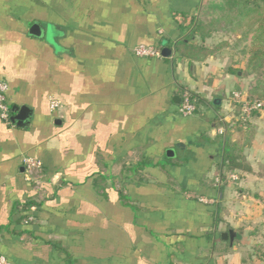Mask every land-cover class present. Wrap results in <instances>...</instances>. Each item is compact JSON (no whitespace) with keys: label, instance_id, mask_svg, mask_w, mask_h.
Here are the masks:
<instances>
[{"label":"crops","instance_id":"1","mask_svg":"<svg viewBox=\"0 0 264 264\" xmlns=\"http://www.w3.org/2000/svg\"><path fill=\"white\" fill-rule=\"evenodd\" d=\"M226 1L0 0V80L10 110L30 109L22 124L0 119V255L12 264H249L235 213L243 192L264 188V101L247 130L234 125L231 94L245 97L252 76L228 70L243 68L228 45L244 43ZM178 40L228 42L189 61ZM138 44L170 52L138 57ZM182 88L200 99L193 115L178 112ZM218 119L229 125L223 135ZM224 147L250 170H228ZM24 155L42 161L39 188L24 179ZM231 228L230 245L221 235Z\"/></svg>","mask_w":264,"mask_h":264},{"label":"trees","instance_id":"2","mask_svg":"<svg viewBox=\"0 0 264 264\" xmlns=\"http://www.w3.org/2000/svg\"><path fill=\"white\" fill-rule=\"evenodd\" d=\"M226 9L229 11L230 22L233 23V31L240 33L241 39L246 42L243 49L244 66L242 68H231V73L242 71L244 75H251L246 88V99L250 102L264 101V0H227ZM198 26L195 25L194 29ZM171 42L166 41L165 45L170 46ZM227 43L220 41L211 46L203 44L189 43L186 40H178L174 42L173 47L176 54L189 61L200 60L208 55H212L221 50ZM191 97L200 101L197 94L191 92ZM238 109L239 106L237 105ZM257 111L253 112L255 114ZM238 128H243L240 121L234 122ZM216 126H224L229 128L228 122L218 119ZM246 130L248 123H246ZM224 147L223 162H226L227 169L233 171L235 169L249 171V166L244 163L242 157L235 152H229ZM222 176V175H220Z\"/></svg>","mask_w":264,"mask_h":264},{"label":"built area","instance_id":"3","mask_svg":"<svg viewBox=\"0 0 264 264\" xmlns=\"http://www.w3.org/2000/svg\"><path fill=\"white\" fill-rule=\"evenodd\" d=\"M132 52L138 57L145 58H161L162 57V48L160 45H145L138 44L133 46ZM7 83L0 80V119L6 123H10L11 110L10 105L7 99ZM190 90L187 88L180 89V103L178 106V112L182 115L188 116L193 115L197 109V103L194 98L191 97ZM231 98L235 106H239L237 109L236 121H240L242 127L244 128L246 123H248L253 115V112L260 110L262 107V101L259 102H250L243 97L242 93L239 91H233ZM50 109L54 110L58 106L56 100L50 99ZM219 134H225V127L220 126L217 129ZM22 166H23V176L25 181H27L32 187L39 188L42 178V161L37 157L26 156L22 157ZM228 178L232 181L238 180L239 176L236 172H230ZM202 202L211 201L208 198L201 197L199 198ZM32 217L29 216L28 220H31ZM0 264H12L8 261L3 255H0Z\"/></svg>","mask_w":264,"mask_h":264},{"label":"rangeland","instance_id":"4","mask_svg":"<svg viewBox=\"0 0 264 264\" xmlns=\"http://www.w3.org/2000/svg\"><path fill=\"white\" fill-rule=\"evenodd\" d=\"M203 18L206 19L205 17ZM206 21H208V19ZM217 23L218 22L213 21L212 23H209V25L215 27ZM238 34L240 35V33ZM239 41H242L244 44H232L231 46L228 45V48L229 50L240 51L242 53L244 66L243 49L246 46V42L241 39V36ZM240 197L241 204L235 214L240 219V229L242 231L243 229H246V232L248 233V253H246L248 263L264 264V188L260 190L250 191V193L245 191L240 195ZM239 248L242 249V246H240ZM244 249H247L246 246H244Z\"/></svg>","mask_w":264,"mask_h":264},{"label":"water","instance_id":"5","mask_svg":"<svg viewBox=\"0 0 264 264\" xmlns=\"http://www.w3.org/2000/svg\"><path fill=\"white\" fill-rule=\"evenodd\" d=\"M29 32L34 34V35H39V29L38 26L36 24H33L31 26V28L29 29ZM170 52V50L167 47H164L162 49V54L164 56L168 55ZM237 74H241L240 71ZM14 114L10 117V120L12 122H15L17 125L22 124V122H24L30 112V109L26 106H14L11 110ZM222 238L225 240L229 241V244L231 245L233 240L236 238L237 236V231L235 229H228L226 232L222 233Z\"/></svg>","mask_w":264,"mask_h":264}]
</instances>
